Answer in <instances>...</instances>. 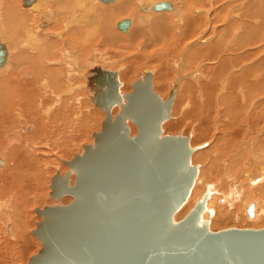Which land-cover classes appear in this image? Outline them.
<instances>
[{"label": "water", "instance_id": "95a60500", "mask_svg": "<svg viewBox=\"0 0 264 264\" xmlns=\"http://www.w3.org/2000/svg\"><path fill=\"white\" fill-rule=\"evenodd\" d=\"M169 8L165 2L152 6ZM127 24L117 28L125 31ZM5 56L0 45V66ZM88 85L103 95L91 100L103 108L101 130L66 162L64 176L52 177L50 198L73 200L36 210L42 220L33 234L40 250L27 264H264V227L210 230V221L202 219L205 212L213 215L206 207L208 188L174 220L198 171L189 137L163 133L174 89L163 100L147 72L122 95L117 73L98 66L89 71ZM129 122L136 127L133 136ZM247 212L251 216L252 205Z\"/></svg>", "mask_w": 264, "mask_h": 264}, {"label": "rangeland", "instance_id": "374dc122", "mask_svg": "<svg viewBox=\"0 0 264 264\" xmlns=\"http://www.w3.org/2000/svg\"><path fill=\"white\" fill-rule=\"evenodd\" d=\"M15 1H16V5H14L15 11H17L18 13L21 12L20 15L21 16L23 15L22 18L23 20L25 19L23 22H27L26 29L28 27V32H30L29 34L31 36H34L36 40H39L40 45L43 44V46L47 48V51L50 52V56H48L47 58L44 57L43 59H41L39 56H37L38 55L37 52L36 53L34 52L36 51V49H38L37 47L39 45L37 44V45H32L30 48H27V50H25V52L22 54V55H27V59L29 60L27 70L31 71L34 69V71L39 72L40 75L38 76L39 82L34 87L37 90L36 97H34L35 93H32L33 91L29 88V91H27V100H29L27 102L28 107L26 108L27 114L22 112L25 118L24 121L27 123V127L29 126V128L31 129L29 131L25 130L24 132H22L20 138L23 137V139H26L24 142H28V145L26 143L24 145L25 146L24 150L27 151L26 153H29V151H33L36 154L35 158L36 159L39 158V160H36L34 163L30 164L31 166L28 167L29 168V170H27L28 175L26 176V178L30 177L31 175L34 177L35 179L34 186L36 187V189L34 188L32 190V189L27 188V182L28 184L31 185L32 181L29 182L28 180L27 181L24 180L25 176H23V179H22V189L21 187L19 188V185L17 188L15 187V189H13V190L20 191V193L26 190L25 195L27 197L24 196L22 197V199L28 200L29 197L32 198L33 195L35 196V194L37 193V188H38V191L42 194L41 196L42 198L37 197L38 202L34 204L32 203L31 205L27 206V213L26 211L24 212L27 214V221H28L27 222L28 227H26L25 235H24L26 241L23 244H20L19 246H14V245L11 246L10 244H8L9 246L6 245V248L5 247L3 248L2 245L0 246V264H27L29 261V258L35 255L40 250L39 240L31 234V232L37 227V223L42 220V217L38 216L35 213V210L37 208L42 209L45 206H51V205L58 204V203L68 204L69 202L72 201V198L68 196L63 197L61 201H57V200L50 198V192H51L50 183H51L52 177L55 176L56 174L64 176L65 172L68 170V166L64 162L71 160L76 154L81 153L84 145L92 144L94 141L93 134L100 132L101 130L102 122L104 120V113L101 110L96 109L94 105L92 104L91 100H92V97L95 95V93L93 92L92 89L89 88V85H88L89 71H91L96 66L101 67L105 71L110 70V71H115L117 73V78L120 83L119 93L122 95L130 93L132 91L133 83L136 80L143 77L146 72H150L152 74L153 90L163 100L167 99L171 93L170 91L174 89L175 94H174V100H173L172 109L170 113V118L164 124H162V129H163L164 134H170V135L180 134L181 136L189 137V143L191 142L190 146L195 147V151L193 152L191 157L195 155H199V157H202V159L199 158V160L194 157L191 159L192 164L197 165L198 172H202V173L204 172L205 174L202 176V179L205 181V185H204V182H202V186H199V190L201 192L200 196H198L199 199L201 195L205 192V189L208 188L209 186H212L215 189L214 192L210 193L209 197H211L212 195L216 196V194L219 196L223 194L230 196L232 192L230 190H227L226 187L234 188L233 185H236L237 187H239L241 192L245 190L243 192V197H244V194H247V191H246L247 190V183H246L247 177H244L242 174L250 173V177H251V175L254 174L253 173L254 170L251 169V171H249L247 169L246 171V168H248L247 166H242L241 170H240V166H229V165L220 166V164L222 163L217 161L216 159L221 155V153L218 152V148H217V145H215V143L221 144L223 146H232L238 143H240L241 145H244L246 142L250 143L251 141L253 142V139L256 141L258 140V138L259 139L264 138V136L262 137L261 134H253V135L246 134L245 135L244 133H242L241 136L240 134H238L240 136L239 137L237 136V134H233L230 128L228 131L232 132L231 135L229 134V132H228L229 134L228 136L226 133H218L217 131L220 132V130H218V123L222 121L221 126L223 127L224 122L227 123L225 121L227 117H224L225 119L219 120V122L217 118H214V119L211 118V120H208L211 123L210 126L208 127L206 125L207 124L205 121L206 119L202 118L201 117L202 113L201 111L199 112V106L201 105V102H197L196 96L194 97L195 92H196V89H194L195 87L192 88L190 86H187L185 87L184 91L181 92V89H180L181 81L186 80V78H185V74L183 76V73H181L182 66L179 68L180 66L179 61L181 60L179 58H182L183 56L185 60L186 58H188L189 53L191 51L196 53L195 48L192 46L201 45L202 42H204L206 38H208L207 42L214 40L213 39L214 36H218L217 38H220L221 26L224 24V22L228 21L232 16L234 17L236 16V14H239L242 11V10L238 11V7L240 8V6L241 7L246 6L247 4V3L245 4L246 0H237L238 4H236V0H216V1L215 0H184V1L183 0L182 1L173 0L172 2L177 5L175 6L177 9H180V7L187 2L186 4L190 11L189 13L186 12L184 16H187V20L189 21L184 25L185 26L184 27V26H181V22L177 20V16L167 13L168 11L165 13H158V14L150 13L151 16L150 14H148L149 18L147 19L148 20L147 23L149 25H150V22H149L150 20H154L156 18L158 19L162 18L163 23H162V26H160L161 29L156 30V32L154 30L152 31V29H150L151 26L146 25L147 23L144 24L145 26H143L142 24H140L141 22H136V19L138 20L139 18H141L142 20L143 18L141 16L143 13H141L138 9L137 16H135L136 18L135 19L132 18L135 20V25L133 26L132 31H130L131 33L130 32L121 33L117 29H114L115 28L114 24L116 21L118 22L122 20V18L123 19L126 17L130 18L131 16H123L121 18L117 17L111 21L112 23L109 24L107 34H111V37L108 38V40H111L113 35L115 36L117 35L116 37L119 40H117V38L114 36L116 40L114 39L111 43H105V46H104V43L100 42V38H98L95 35L94 37L91 36V39L89 40L90 43H88L89 41L87 42V44L90 46L87 45V50L84 51V53L82 54L80 53V51L77 50L78 49L77 47L73 48L75 42L74 43L72 42L73 40L71 39V37L73 38L74 35L71 37L69 36L70 34L75 33L74 29H73L74 31L71 30L73 26L66 27L67 17L68 16L71 17L72 15V14L70 15L69 13L71 12L69 10V7H71L69 6V4L70 5L73 4V2L72 3L70 2L71 0H68V2H70L68 5L66 3L67 2L66 0H65L66 2L65 1L62 2V0H60L59 4L55 3L56 0H46V1L40 0V2H38L39 4L40 3L42 4L45 3V4L43 5L40 4V6L38 4L37 5L40 8H43V10L38 9L40 11H38L34 16L26 15L27 13L24 12V8L26 7L24 5H22L23 8L20 6L21 0H15ZM135 1L134 3L136 5ZM150 1L154 2V1H163V0H150ZM62 3L63 4L65 3L66 6L65 4L63 5ZM94 3L96 4V6L100 5V7L109 6L98 0H94ZM2 5L3 4L1 3L0 6ZM237 5L238 7L236 8ZM76 6L78 7V3H76ZM262 6L264 8V4ZM77 7L75 8L73 6L71 7V9L75 11L76 13ZM1 12H2V7H0V13ZM47 12H49L48 14L49 17L46 14ZM1 18L2 16L0 17V19ZM184 18L186 19V17ZM262 18L264 17L262 16ZM43 19L44 21L46 20L47 23L49 24L47 29L46 28L43 29L44 27H41L40 29V27H38V21L39 20L43 21ZM243 19L244 18L241 17L240 19L236 21L240 22V20H243ZM6 22L9 24V19L5 18V22L3 21V19H1V24H5ZM169 23L170 24L172 23V25H170V27L172 26L170 30H169L170 27L168 26ZM191 23H193L194 25L198 24L199 31L196 30V32L198 33L194 32L195 33L194 34L188 28L187 24L190 25ZM15 25L16 27L18 26V24H15ZM212 27L214 29H212ZM68 28L70 29V31H72L71 33H69ZM92 28H94V26ZM256 28L259 29V26H257ZM66 29H68V31ZM140 30H142L145 33V36H143L144 38H140L138 40L139 42L134 41L132 44L129 43L130 41L129 39L131 38L132 33H140ZM167 32L169 33L167 34ZM12 34H13L12 37L19 38L17 39L18 42L20 39H22V37L18 36L16 33H12ZM56 34L57 36L55 37ZM76 38L78 41H80L78 37ZM146 38H148L149 42H147V40H144ZM195 38L197 39L196 42H195ZM153 39L156 42H154ZM176 40H177L178 45L180 46L179 48L181 49V47H183L182 48L183 53L181 51L179 55H175L173 54L174 51H171L172 50L171 48H173ZM78 41L75 44L83 42V41L82 42H78ZM114 41L116 42L119 41V43H117L116 45L115 44L116 42L114 43ZM143 45H146V46L143 47ZM12 54L14 58H12L9 63L11 67L17 66L19 68L22 63V60H21L22 56H20L21 54L18 55L17 53H12ZM193 56L194 57L193 58L191 57L189 61V64L191 66L195 65V61H194L195 58H198L197 59L198 61L200 60L199 59L200 57H198V55L196 56V54H193ZM71 57H75L77 59L76 61L77 65L75 64L74 66H72L71 64L72 62L68 60ZM148 61H150V63ZM165 67H167V69ZM0 75L2 76L3 73ZM193 78L194 77H190L189 79L191 80V82L194 83L195 78L194 79ZM163 79L165 80V82ZM163 82L165 83V85H167L165 87H167L168 89L164 95L161 94L156 87L157 85H160V83H163ZM186 97H188L189 100L192 99L193 101L185 102L184 100ZM17 101H19V99L14 100L15 104ZM180 101L182 103H180ZM19 103L21 105L20 101L17 102L18 110L22 109ZM185 103L187 105H185ZM252 103H255V102H252ZM210 104L214 105L213 102L212 103L210 102ZM185 106H188V107H185ZM195 107H198V111H196L197 109ZM18 110L15 111L16 112L15 114H20V110L19 111ZM117 112H118V108H114L111 111V115L114 116ZM191 113L192 114L194 113L193 116ZM197 115H200V117H197ZM246 116L247 115L243 116V118H245L244 120H246L247 118ZM262 119L264 121V118ZM14 120L12 124L8 126L10 127L8 129L11 130L9 132L14 131L16 128L17 129L20 128L18 127L19 125L18 121L16 120L14 121ZM178 121L179 122L182 121V124L180 126H175L176 124H178ZM47 124L50 125V127ZM42 125L44 127H41ZM259 126L260 128L263 127L264 122H260ZM47 127L48 129L46 130ZM129 127L131 129V136H133L136 132V127L134 124L130 122H129ZM248 129L249 128H247L246 130ZM234 130H237V128L235 127ZM203 131H208V132H203ZM37 133H39L38 139L32 138ZM44 133L46 137L44 136ZM234 137L235 139L239 137V139L238 138L236 139V141L238 140L237 142L235 141ZM247 138L248 139L251 138V140L250 139L248 140ZM195 139L197 141H195ZM16 140L21 144L22 141L20 142L19 137H16ZM65 144H69V147L67 148V151L65 153H62L63 152L62 149ZM258 147L264 148L263 140L260 144H258ZM7 151L8 149L4 150V153L3 151H0V154L3 156V155H6L7 153H10L9 151L8 152ZM203 152H205L204 156L202 155ZM13 153L15 154L14 156L16 157L15 165L17 166L19 165L16 172L17 174H19L20 172L19 168H21L20 166H22L20 170H21V175H23L22 170L24 167L27 166V162H26L27 160L23 158V155H21L20 152L14 151ZM215 154L218 155L216 158L213 157V155ZM2 156H0V158H4V156L3 157ZM211 156L214 158L215 161H217V164L213 163V167L210 170L207 164L205 165V163H208L209 161H211V159H213ZM10 157L12 158V156ZM237 164L242 165L243 163L241 162ZM5 165L7 166L6 163ZM223 170L227 171L226 173L227 175L235 176L233 177L235 178L234 179L235 184L228 183L226 186H223L222 184L216 185V181H212L211 172L213 171L219 175V173ZM40 171L42 172L41 176H39ZM37 179L41 181L39 182L37 181ZM73 180H74V174H71L70 185L73 184ZM211 181L213 182L212 183L213 185L208 184ZM23 182L25 184L24 187H23ZM8 184H9V181H8ZM260 184H258V186ZM13 197H14V192L11 193V191L8 194L2 195V197H0V227L2 226L1 223L5 221V219L7 218L11 219V217L16 216L17 210H14L16 209L14 207L17 204L15 205V201H18L17 203L21 205V202H22L21 198L19 199V197H17L16 200L13 201ZM252 200H256L258 203L257 218L259 217L260 219L257 220L256 218V220L251 222V220L253 219L246 220L244 219L243 215H240L241 219L239 221L231 216L229 218H226L225 220L222 218V219H218L212 222L211 216H209L208 220L210 221V224H209L210 230L217 231V230H221V229L229 228V227L255 228V229L264 227V216L263 214L260 215L261 208L264 207L262 204V201H264V185H261L259 187V192H257L256 196L252 198ZM207 202H208V199L206 201V204ZM249 204L250 203H248L247 206ZM21 214L23 213H20V215ZM176 216L177 214L175 215L176 219L174 218L175 221L183 218V216L182 217L181 216L176 217ZM26 242L27 244H25Z\"/></svg>", "mask_w": 264, "mask_h": 264}, {"label": "bare ground", "instance_id": "6f19581e", "mask_svg": "<svg viewBox=\"0 0 264 264\" xmlns=\"http://www.w3.org/2000/svg\"><path fill=\"white\" fill-rule=\"evenodd\" d=\"M44 1H46V0H44ZM63 1H65V0H62V2ZM67 1V2H66ZM65 2L67 3V5L71 2H73V4L72 5H70L69 4V6H71V7H77L76 6V3H78V7H77V11H76V13H75V11H73L72 9H71V7H69V6H67V7H69V10L71 11V12H69L70 13V15H71V17H67V21H66V27L68 26V27H72L73 26V28H71V30H75V33L74 34H70L69 36L71 37V36H73V38L71 37V39L73 40L72 42L74 43H76L78 40H77V38L76 37H78V39L80 40V41H78V42H82V43H77V44H75L74 43V46H73V48L74 47H77L78 49V51H80V53L82 54V53H84V51H86L87 50V42L91 39V36L92 37H94V35L95 36H97L98 38H100V42L101 43H104V46H105V43H111L115 38H114V36L115 35H113V37H112V39L111 40H108V38H110L111 37V34H107V31H108V27H109V24L110 23H112L111 21L113 20V19H115V18H117V17H123V16H131L130 18L129 17H126V18H122V20H120V21H116L115 22V24H114V29H117L118 31H120L121 33H129L130 31H132V28H133V26L135 25V16H137V10L139 9V11L141 12V13H143L141 16L143 17L142 18V20H141V18H139L138 20L136 19V22H141L140 24H142L143 26H145L144 24H146L147 23V19L149 18V16H148V14H150V13H154V14H158V13H165V12H167V13H170L171 15H174V16H177V20L179 21V22H181V26H184L189 20H187V16H184V14H186V12H188L189 13V8H188V6H187V2L185 3V4H183L181 7H180V9H177L175 6H177L175 3H173L172 1L173 0H166V1H154V2H152V1H147V0H112V1H110V2H102L101 0H98V1H100V2H102V3H104V4H106V5H109V6H107V7H100V5H97L96 6V4L94 3V0H71L70 2H68V0H66ZM134 1L136 2V5H135V3H134ZM179 1V0H178ZM182 1V0H181ZM184 1V0H183ZM216 1V0H215ZM237 1V0H236ZM38 2H40V0H32L29 4H27V5H25L24 4V0H21V7L23 8V6L22 5H24L26 8H24V12L25 13H27L26 15H29V16H34L38 11H40V10H43V8H40L39 6H40V4H42V3H38ZM161 2H165V3H168L169 5H170V8L169 9H165V10H153L152 9V6L154 5V4H158V3H161ZM175 2V1H174ZM3 4L2 6H0V7H2V12L0 13V17L2 16V18L1 19H3V21L5 22V18H7V19H9V24L6 22L5 24H1V19H0V45L4 48V50H5V52H6V56H5V60L3 61V63H2V65L0 66V74H2L3 73V75L1 76V78H0V151H3V153H4V150H6V149H8V151L10 152V153H7L6 155H3L4 156V158L6 159H4V158H0V167H2V168H0V197H2V195H5V194H8L10 191H11V193L12 192H14V197H13V201H15L16 200V198L17 197H19V199L21 198V200H22V202H21V205H19L17 202L18 201H15V207L14 208H16V209H14V210H17L16 212H17V214H16V216H13V217H11V219H9V218H7V219H5V221H3L1 224H2V226L0 227V246L2 245L3 246V248L5 247L6 248V245L7 246H9L8 244H10L11 246L12 245H14V246H19L20 244H23L26 240H25V237H24V235H25V230H26V227H28L27 226V206H29V205H31L32 203L34 204V203H36V202H38L37 201V197L38 198H42L41 196H42V194L38 191V188H37V193L35 194V196L33 195V197L32 198H28V200H23L22 199V197H24V196H26L25 194H26V190H24V192H22V193H20V191H18V190H13V189H15V187L17 188L18 187V185H19V188L21 187V189H22V179H23V176H25V179L24 180H28L29 182H31L32 181V183H31V185L30 184H28V182H27V188H29V189H36V187L34 186V181H35V179H34V177L31 175L30 177H27L26 178V176L28 175L27 174V170H29V166H31L30 164L31 163H34L36 160H39V158H35V153L33 152V151H29V153H26L27 151L26 150H24V148H25V143L28 145V142H24L26 139H23V137H21L20 138V136H21V133L22 132H24L25 130L26 131H29L31 128H29V126L27 127V123L24 121V115L22 114V112L23 113H26V108L28 107L27 106V102L29 101V100H27V91H29V88L33 91L32 93H35V96L34 97H36V92H37V90H36V88H34L37 84H38V82H39V78H38V76L40 75V73L39 72H37V71H34V69L33 70H31V71H28L27 69H28V59H27V55H22L24 52H25V50H27V48H30L32 45H39L38 47L37 46H35V47H37L38 49H36V51H34L35 53L37 52V56H39L41 59H43L44 57L45 58H47L48 56H50V52L49 51H47V48L45 47V46H43V44L42 45H40V42H39V40H36V38L34 37V36H31L29 33L30 32H28V27H27V29H26V26H27V22H23L24 20H23V18H22V16L20 15L21 14V12L20 13H18L17 11H15V6L14 5H16V1L15 0H0V4ZM55 3H57V4H59L60 3V0H56L55 1ZM114 3V4H113ZM228 3V2H227ZM39 6H38V5ZM43 4H45V3H43ZM42 4V5H43ZM63 4V3H62ZM65 4V3H64ZM63 4V5H64ZM112 6H111V5ZM175 4V5H174ZM218 4V3H217ZM261 4H264V0H252V1H248V3L246 4L247 6H245V7H247V11L245 12V11H243V14L244 15H249L250 14V11L249 10H251L250 8H252L253 6H260ZM94 5H95V7H94ZM197 5V4H196ZM18 6H19V4H18ZM62 6V5H61ZM65 6H66V4H65ZM191 7V6H190ZM212 7H213V5H212ZM245 7H244V10H245ZM20 8V7H19ZM74 8V9H75ZM93 8H95V9H93ZM21 9V8H20ZM38 9H40V10H38ZM93 9V10H92ZM259 9V11H261L260 13H261V15L263 14L264 15V8H263V6H262V9H260V8H258ZM68 10V9H67ZM220 10V9H219ZM256 10V9H255ZM50 12V11H49ZM49 12H47L46 14H47V16L49 17ZM23 13V12H22ZM140 13V14H141ZM24 14V13H23ZM181 14H182V16H181ZM257 14V13H256ZM259 14V13H258ZM257 14V15H258ZM134 15V16H133ZM162 15V14H161ZM237 15V14H236ZM28 16V17H29ZM140 16V15H139ZM150 16H151V14H150ZM215 16V15H214ZM255 16V15H254ZM27 17V16H26ZM59 17V16H58ZM61 17V16H60ZM184 17H186V19L184 18ZM191 17V16H190ZM233 17V16H232ZM252 16L251 15H249L248 17H247V19L248 20H251L250 18H251ZM25 18V17H24ZM132 18H134V19H132ZM152 18V17H151ZM156 18V17H155ZM241 18V17H240ZM45 19V18H44ZM44 19H43V21H41V20H39L38 21V27H40V29H41V27H44L43 29H47L48 28V23H47V21L45 20L44 21ZM66 19V18H65ZM64 19V20H65ZM191 19V18H190ZM244 19H246V18H244ZM243 19V20H244ZM246 19V20H247ZM119 20V19H118ZM141 20V21H140ZM255 20V19H254ZM121 21H126L128 24H127V28H126V30L125 31H121V30H119L118 28H117V24L119 23V22H121ZM253 21V20H252ZM150 22V25L147 23L146 25H149V26H151L150 27V29H152V31L154 30L155 32H156V30H160L161 29V27L160 26H162V18H156V19H154V20H150L149 21ZM171 22V21H170ZM3 23V22H2ZM196 23V22H195ZM198 23V22H197ZM216 23V22H215ZM251 23V22H250ZM253 23H255V22H253ZM253 23H251V24H253ZM15 24H18V26L16 27V25ZM179 24V23H178ZM245 24H246V22H245ZM249 24V22L246 24V25H248ZM58 25V24H57ZM170 25H172V23L170 24H168V26L170 27ZM46 26V27H45ZM56 26V25H55ZM94 26V28H92ZM113 26V25H112ZM180 26V27H181ZM187 26H188V28L191 30V32L192 33H194V32H196V30L197 31H199L198 30V24H193V23H191L190 25L189 24H187ZM252 26V25H251ZM172 27V26H171ZM171 27L169 28V30L171 29ZM185 27V26H184ZM247 27V26H246ZM249 28H250V25L248 26ZM247 27V28H248ZM253 27V26H252ZM251 27V28H252ZM256 27H257V25H256ZM263 27V26H262ZM63 28H64V26H63ZM249 28H248V30H249ZM260 28V27H259ZM20 29V30H19ZM69 29V28H68ZM68 29H66L67 31H68ZM130 29V30H129ZM184 29V28H183ZM212 29H214L213 27H212ZM23 30H24V32H23ZM61 30V29H60ZM63 30V29H62ZM73 30V31H74ZM245 30V29H244ZM21 31V32H20ZM66 31V32H67ZM137 31V30H136ZM183 31V30H182ZM187 31V30H186ZM185 31V32H186ZM252 31V30H251ZM264 31V30H263ZM22 32H23V34H22ZM72 31H70V29H69V33H71ZM160 32V31H159ZM5 33H7V34H5ZM12 33H16L18 36H20V37H22V39H20L19 40V42H18V40L17 39H19L18 37H12ZM131 33V32H130ZM161 33V32H160ZM165 33V32H164ZM169 32H167V34H168ZM172 33V32H171ZM196 33H198V32H196ZM248 33V32H247ZM60 34H61V32H60ZM184 34V33H183ZM195 34V33H194ZM122 35V34H121ZM192 35V34H191ZM197 35V34H196ZM259 35V30H258V28H256V29H254L251 33L249 32V34H247V37H248V39L246 40V41H251V39H252V37H256V36H258ZM53 36V35H52ZM57 36V34L55 35V37ZM117 36V35H116ZM115 36V37H116ZM119 36H120V34H119ZM126 36H127V34H126ZM143 36H145V33L142 31V30H140V33H132V36H131V38L129 39L130 41H129V43H133L134 41L135 42H137L140 38H144ZM199 36V35H198ZM68 37V36H67ZM122 37V36H121ZM192 37V36H191ZM75 38H76V40H75ZM97 38V39H98ZM117 38V37H116ZM149 38H151V37H149ZM152 38H154V37H152ZM197 38V37H196ZM195 38V42H196V39ZM203 38V37H202ZM202 38H201V40H202ZM128 39V38H127ZM126 39V40H127ZM200 39V38H199ZM75 40V41H74ZM103 40V41H102ZM116 40V39H115ZM117 40H119L118 38H117ZM144 40H147V42H149V40H148V38H146V39H144ZM256 40V39H255ZM71 41V40H70ZM96 41V40H95ZM153 41H154V39H153ZM152 41V42H153ZM231 41H232V39H231ZM250 41H249V43H250ZM38 42V43H37ZM116 41H114V43H115ZM139 42V41H138ZM154 42H156V41H154ZM217 42V41H216ZM88 43H90V41L88 42ZM117 43H119V41L118 42H116L115 44L117 45ZM203 43V42H202ZM218 43V45L220 46V42H217ZM96 44V43H95ZM144 44V43H143ZM149 44V43H148ZM153 44H155V43H153ZM196 44V43H195ZM130 45V44H129ZM138 45V44H137ZM190 45V44H189ZM254 45H255V43H254ZM52 46V45H51ZM88 46H90V45H88ZM132 46V45H131ZM146 45H143V47H145ZM199 45H195V46H192V47H194V48H197ZM203 46H204V44H203ZM207 45L205 44V46L204 47H206ZM34 47V48H35ZM72 47V46H71ZM109 47V46H108ZM111 47V46H110ZM142 47V48H143ZM180 46L178 45V43H177V40L175 41V43H174V46H173V48H171L172 50L171 51H174L173 52V54H175V55H179L180 53H181V51H182V48L183 47H181V49L179 48ZM33 48V49H34ZM82 48V49H81ZM201 48H202V46H201ZM217 48V47H216ZM216 48H215V46H211L210 48L208 47L207 49L209 50V51H213L214 49L216 50ZM16 49H17V51H16ZM72 49V48H71ZM84 49V50H83ZM166 49V48H165ZM165 49H164V51H165ZM176 50V51H175ZM202 50V49H201ZM13 51V52H12ZM16 51V52H15ZM71 51V50H70ZM204 51H206V50H204ZM17 53L18 55L19 54H21L20 56H22L21 57V60H22V63H21V65H20V67L18 68L17 66H14V67H11V65H10V60L12 59V58H14V56H13V54L12 53ZM74 52V51H73ZM161 52V51H160ZM166 52H168V51H166ZM165 52V53H166ZM182 53H183V51H182ZM243 53V52H242ZM164 54V53H163ZM171 54V53H170ZM253 54V53H252ZM255 54V53H254ZM258 54V53H257ZM72 56H73V54H72ZM152 56V55H151ZM197 56V55H196ZM67 57H68V55H67ZM161 57V56H160ZM167 57H169V56H167ZM255 57V56H254ZM30 58V57H29ZM155 58V57H154ZM165 58H166V56H165ZM164 58V59H165ZM189 58V57H188ZM212 58V57H211ZM210 58V59H211ZM217 58V57H216ZM247 58H249V57H247ZM179 59H181V58H179ZM251 59V58H250ZM249 59V60H250ZM68 60H70L72 63V66H74L75 64L77 65V63H76V61H77V59L75 58V57H71V58H69ZM151 60V59H150ZM166 60V59H165ZM165 60H164V62H165ZM184 59H181L180 61H179V68L182 66V61H183ZM187 60V59H186ZM241 60V59H240ZM248 60V61H249ZM260 61H257L258 62V65L261 67H263L264 66V59H259ZM167 61H168V59H167ZM222 61H223V59H222ZM245 61V60H244ZM149 63H150V61H148ZM234 62V61H233ZM256 61L254 62V63H257ZM212 63V62H211ZM242 64V63H241ZM13 66V65H12ZM224 66V65H223ZM222 65H221V67H223ZM255 67L257 66V64H255L254 65ZM36 67V66H35ZM225 67V66H224ZM250 68H251V66H249ZM92 68V67H91ZM160 68V67H159ZM166 69H167V67H165ZM212 68V67H211ZM249 68V70H251ZM254 68V67H253ZM37 69V68H36ZM246 69V68H245ZM248 69V68H247ZM263 70H264V68H262ZM262 69H260V70H262ZM20 70H22V71H20ZM209 70V69H208ZM263 70H262V74H263ZM167 71V70H166ZM252 72V71H251ZM147 73V72H146ZM160 73V72H159ZM219 73V72H218ZM246 73V72H245ZM162 74V73H161ZM234 74V73H233ZM251 74V73H250ZM259 74V73H258ZM228 75V74H227ZM239 76V75H238ZM256 76V75H255ZM260 76V75H259ZM263 76V75H262ZM262 76L260 77V78H262ZM29 77H31V78H29ZM41 77V76H40ZM257 77V76H256ZM152 78H153V76H152ZM166 78V77H165ZM164 78V79H165ZM163 79V80H164ZM194 79V78H193ZM249 79V78H248ZM263 80H264V78H262ZM153 80V79H152ZM189 81H190V79H188ZM187 79H186V81H188ZM236 80V79H235ZM261 80V79H260ZM159 81V80H158ZM185 81V80H184ZM200 81V80H199ZM218 81V80H217ZM46 82V81H45ZM164 82H165V80H164ZM160 83V85H157L156 87H157V89L159 90V92L161 93V94H165L166 93V91L168 90L167 89V87H165V86H167V85H165V83ZM172 82V81H171ZM191 82V81H190ZM198 82V81H197ZM246 82H248V81H246ZM199 83V82H198ZM206 83V82H205ZM208 83V82H207ZM249 83V82H248ZM247 83V84H248ZM159 84V83H158ZM168 84V83H167ZM256 84H258V82H256ZM255 84V85H256ZM260 84V83H259ZM41 85V84H40ZM189 85H191V86H194L195 87V85L193 84V83H189ZM200 85V84H199ZM233 85V84H232ZM254 85V84H253ZM254 85V86H255ZM186 86V84H184V87ZM198 86V85H197ZM204 86V85H203ZM223 86H224V84H223ZM233 86H237L235 83H234V85ZM244 86H246V85H244ZM168 87H169V85H168ZM200 87H202V85L200 86ZM240 87V86H239ZM248 87V86H247ZM257 87H258V85H257ZM179 88V87H178ZM180 88H181V86H180ZM193 88V87H192ZM203 88V87H202ZM201 88V89H202ZM232 88H234V87H232ZM231 88V89H232ZM264 88V87H263ZM39 89V88H38ZM182 89H183V87H182ZM195 89V88H194ZM200 89V90H201ZM205 89H207V87L205 86ZM224 88H222V90H223ZM230 89V88H229ZM251 89V88H250ZM256 89V88H255ZM35 90V91H34ZM193 90V89H192ZM221 90V89H220ZM221 90V91H222ZM234 90V89H233ZM240 90V89H239ZM253 90V89H252ZM258 90V89H257ZM202 91V90H201ZM209 90H207L206 92H208ZM219 91V90H218ZM220 91V92H221ZM248 91L249 92H251L249 89H248ZM2 92V93H1ZM93 92L95 93V97L97 98V96L99 95V98H101V96H103L102 94H98V92L96 93L94 90H93ZM132 92V91H131ZM130 92V93H131ZM171 92V91H170ZM191 92V91H190ZM192 92H194V91H192ZM202 92H204V91H202ZM219 92V93H220ZM237 92V91H236ZM253 92V91H252ZM264 92V91H263ZM263 92H260V95H261V93H263ZM177 93V92H176ZM218 93V94H219ZM222 93H223V91H222ZM254 93H256V91H254ZM129 94V93H128ZM184 94H186V93H184ZM197 94H199V93H197ZM205 94V93H204ZM214 94V93H213ZM224 94V93H223ZM222 94V95H223ZM194 95V94H193ZM208 95V94H207ZM263 95V94H262ZM261 95V96H262ZM20 98H19V97ZM94 96L92 97V98H94ZM191 96H192V94H191ZM196 96V93H195V95H194V97ZM208 96H210V95H208ZM223 96H225V97H223ZM223 96H217V97H220V98H222V106L220 107V105H219V103H217V101H214V98H213V95H212V97L211 98H213V103H214V105L213 104H210V103H207V101L209 102V100L206 98V101H204L203 103H201V105L199 106V112L201 111V117L202 118H205L206 120V125L209 127L210 126V121H208V120H211V118L212 119H214V118H217V120H218V122H219V120H222V119H225L224 117H227L226 118V122L227 123H225L224 122V125H223V127L221 126V122L220 123H218V130H220V132L219 131H217L218 133H226L227 134V136L230 134L231 135V133L233 132V134H237V136H239L238 134H240V136H241V132H244V134L246 135V134H249V133H247L248 131H249V129H251L247 124H249V123H252V122H254L255 121V119L254 118H258V119H260L261 117V115H262V113H260V112H262L263 111V113H264V110H262V111H260L259 112V110H260V107L261 106H263V104H261V105H259L260 107H258L259 108V110H258V114H256L255 115V113H254V117H253V119H254V121L253 120H250L249 121V119H250V117L252 116H250V114H251V112L248 114L250 117H248V119H246V120H244L245 118H243L241 115H243L244 113H245V111L244 112H242V113H238L237 112V110H238V105H236V104H234V103H232V100H231V98H230V102L232 103V105H231V107H230V109L228 110H226L225 109V104H224V102H225V98L227 99H229V97H226L227 95H226V93H225V95H223ZM259 96V95H258ZM258 96H257V99H258ZM169 97V96H168ZM193 97V98H194ZM196 97H198V99H200V100H202V97H200L199 95L198 96H196ZM242 97V96H241ZM224 98V99H223ZM260 98V97H259ZM15 99H19V101L21 102V105H20V103H19V105L22 107V109H19L20 110V114H15L16 112L15 111H17L18 110V106H17V102H19V101H17L16 102V104H15V102H14V100ZM43 99V98H42ZM228 99L226 100V101H228ZM243 99V98H242ZM246 99V98H245ZM244 99V100H245ZM173 100H174V98H173ZM195 100V99H194ZM212 100V99H211ZM221 100V99H220ZM243 100V101H244ZM247 100V99H246ZM182 101V100H181ZM180 101V103H182ZM203 101V100H202ZM201 101V102H202ZM240 101H241V99H240ZM249 101H250V99H249ZM259 101V100H258ZM263 102H264V100H262ZM57 102V101H56ZM92 102V101H91ZM185 102H188V101H186L185 100ZM211 102V103H212ZM251 102V101H250ZM30 103H31V101H30ZM242 104L244 103H247V102H241ZM93 105H94V107L96 108V109H99V110H101L103 113H104V111H103V108L102 107H98V106H96L94 103H92ZM210 104V105H209ZM228 104V103H227ZM257 104V103H256ZM185 105H187L186 103H185ZM249 105V104H248ZM251 105V104H250ZM253 105V104H252ZM14 106H15V108H14ZM64 106V105H63ZM182 106V105H181ZM185 107H188V106H185ZM239 107H242L241 105L239 106ZM252 108H254L253 106H251ZM197 110L196 111H198V107H195ZM248 108V107H247ZM250 108V107H249ZM257 108V107H256ZM263 108V107H262ZM114 109V108H113ZM171 109H172V106H171ZM236 109V110H235ZM251 109V108H250ZM255 109V108H254ZM18 110V111H19ZM29 110V109H28ZM34 110V109H33ZM253 110V109H252ZM256 110V109H255ZM254 110V111H255ZM213 111H214V113H213ZM246 111H247V109H246ZM31 112V111H30ZM34 112V111H33ZM58 112V111H57ZM68 112V111H67ZM183 112V111H182ZM256 112V111H255ZM18 113V112H17ZM247 113V112H246ZM27 114V113H26ZM43 114V113H42ZM80 114V113H79ZM192 114V113H191ZM194 114V113H193ZM193 114H192V116H193ZM252 114H253V112H252ZM261 114V115H260ZM23 115V116H22ZM185 115V114H184ZM246 115V114H245ZM260 117H258V116ZM26 116V115H25ZM244 116V115H243ZM256 116V117H255ZM79 117V116H78ZM197 117H200V115H197ZM229 117V118H228ZM241 117V118H240ZM264 117V116H263ZM262 117V118H263ZM16 118V119H15ZM209 118V119H208ZM261 118V119H262ZM16 120V121H18V127H20V128H16L14 131H12V132H9V131H11L10 129H8V128H10V127H8L9 125H11L12 124V122H13V120ZM58 119V118H57ZM241 119V120H240ZM258 119H256L257 121H258ZM260 119V120H261ZM14 120V121H15ZM181 120V119H180ZM262 121V120H261ZM229 122V123H228ZM249 122V123H248ZM16 123V122H15ZM215 123V122H214ZM257 123V122H256ZM260 123V122H259ZM44 124V123H43ZM182 124V121H178V124H176L175 126H180ZM225 124H227V125H225ZM46 125V124H45ZM48 125V124H47ZM52 125V124H51ZM17 126V125H16ZM49 127H50V125H48ZM74 126V125H73ZM82 126V125H81ZM225 126H226V128H225ZM250 126H252L253 128H252V130L253 129H255L254 128V126H255V124H254V126L253 125H251L250 124ZM41 127H44L43 125L41 126ZM233 127H234V129H235V127L237 128V130H234L233 129ZM245 127H247V128H249L248 130H247V132H246V129H245ZM256 127H257V125H256ZM229 128L231 129V131L229 132L228 130H229ZM259 129L258 130H260V131H262V132H264V126L263 127H258ZM48 129V127L46 128V130ZM51 129H53V128H51ZM203 129V128H202ZM257 129V128H256ZM255 129V130H256ZM13 130V129H12ZM19 130V131H18ZM243 130V131H242ZM36 131V130H35ZM44 131H45V129H44ZM58 131V130H57ZM203 132H208V131H203ZM228 132H229V134H228ZM54 133H55V131H54ZM98 133V132H97ZM243 134V135H244ZM39 135V133H37L36 135H34L32 138H36V139H38V136ZM56 135V134H55ZM242 135V136H243ZM253 135V134H252ZM262 135V137L264 136V134H261ZM44 136H45V133H44ZM234 136V135H233ZM239 136V137H240ZM248 136V135H247ZM258 136V135H257ZM16 137H19V139H20V142H21V144L16 140ZM46 137V136H45ZM198 137V136H197ZM197 137H196V139H197ZM204 137V136H203ZM239 137H237L238 139H239ZM26 138V137H25ZM206 138H207V136H206ZM230 138V137H229ZM231 138H233V137H231ZM236 138V139H237ZM246 138V137H245ZM195 139V141H197ZM234 139H235V137H234ZM236 139H235V141H236ZM248 139V138H247ZM250 140H251V138H249ZM248 139V140H249ZM46 140V139H45ZM245 140V139H244ZM262 140H263V142H264V138H261V139H259L258 138V140H254L253 139V142L251 141L250 143L248 142H246L244 145H241L240 143H238V144H235V145H232V146H223V145H221V144H217V143H215V145H217V148H218V152H220L221 153V155L216 159L217 161H219V162H221L222 164H220V166H227V165H229V166H240V170L242 169V166H247L248 168H246V171H247V169L249 170V171H251V169L252 170H254V174L253 175H251V177H250V173L249 174H242L244 177H247L246 178V183H247V194H244V197H243V192L245 191V190H243L242 192L240 191V188L239 187H237L236 185H233V187L234 188H228V187H226V189L227 190H230L231 192H232V194L230 195V196H227L226 194H223V195H217L216 194V196H214V195H212L211 197H209L208 198V202H207V204H206V207L209 209H212L213 210V215L211 216V221L212 222H214V221H216V220H218V219H226V218H229V217H234L235 219H237L238 221L241 219V216L240 215H243V217H244V219H246V220H251V219H253V220H251V222H253L254 220H256V218H257V206H258V203H257V201L256 200H252V198H254L255 196H256V194H257V192H259V187L261 186V185H264V148H261V147H258V144H260L261 142H262ZM238 141V140H237ZM236 141V142H237ZM216 142V141H215ZM32 143V142H31ZM190 144H191V142H190ZM224 144V143H223ZM20 146V147H19ZM69 147V144H65L64 145V147H63V149H62V153H65L66 151H67V148ZM200 149V148H199ZM198 149V150H199ZM213 149V148H212ZM222 149V150H221ZM7 151V152H8ZM14 151H17V152H20L21 153V155H23V158H25L27 161V166L26 167H24L23 168V170H22V173H23V175H21V168H22V166H20L21 168H19V174H17V172H16V170L18 169V167H19V165L17 166V165H15L16 164V162H15V160H16V157L14 156L15 154L13 153ZM195 151V150H194ZM193 154V153H192ZM204 154H205V152H203L202 153V155L204 156ZM12 156V158L10 157V156ZM0 156H2L1 154H0ZM2 156V157H3ZM218 155L217 154H215V155H213V157L214 158H216ZM256 156H257V158H256ZM194 158H196V159H198L199 160V158L200 159H202V157H199V155H195V156H193ZM193 157H191V159L193 158ZM212 157V156H211ZM212 157V158H213ZM204 158V157H203ZM214 158L213 159H211V161H209L208 163L210 164H208V163H205V165L207 164V166H208V168L211 170V168L213 167V163L214 164H217V161H215L214 160ZM3 159V160H2ZM19 159V158H18ZM17 159V160H18ZM24 160V159H23ZM205 161V160H204ZM203 161V162H204ZM15 162V163H14ZM25 162V163H26ZM66 162L67 161H65L64 163L66 164ZM207 162V161H206ZM243 163L242 165L241 164H237V163ZM5 163L7 164V166L5 165ZM201 164V163H200ZM26 165V164H25ZM67 165V164H66ZM209 170V171H210ZM239 170V171H240ZM201 171V170H200ZM209 171H207V172H209ZM40 173V175L39 176H41V174H42V172L40 171L39 172ZM199 173V174H198ZM212 173V181H216V185L217 184H222L223 186H226L228 183H232V184H235L234 183V179L235 178H233V177H235L234 175H227L226 173H227V171L226 170H223V171H221L220 173H219V175L217 174V173H215V172H211ZM203 175H205L204 174V172L202 173V172H198L197 171V176H196V179H195V183H194V186H193V188H192V190H191V193H190V196H189V198H188V201H187V203L183 206V208L179 211V213H177V216L176 217H182L185 213H187V211H189V209H191V207L195 204V202L199 199V197L198 196H200V190H199V186H202V182H204V185H205V181L202 179V176ZM22 176V177H21ZM38 176V177H39ZM38 179H40V178H38ZM37 179V181H39ZM74 179H75V176H74ZM8 181H9V184H8ZM10 181H11V183H10ZM41 181V180H40ZM39 181V182H40ZM210 182V183H208V184H212L213 182ZM13 182V183H12ZM73 182H74V180H73ZM261 183V184H260ZM14 184V185H13ZM36 184H38V183H36ZM69 184H70V181H69ZM258 184H260L259 186H258ZM13 185V186H12ZM73 185V184H72ZM72 185H70V186H72ZM213 185V184H212ZM215 185V184H214ZM25 186V184H24V182H23V187ZM255 186V187H254ZM258 186V187H257ZM51 189V188H50ZM208 190L210 191V193L211 192H214V187H212V186H209L208 187ZM2 193H4V194H2ZM256 193V194H255ZM221 196H223V197H221ZM27 197V196H26ZM66 197V196H65ZM68 197H71V196H68ZM198 197V198H197ZM72 198V200H73V197H71ZM41 201H42V199H41ZM252 202V203H251ZM23 203V204H22ZM70 203V202H69ZM248 203H250L248 206H247V204ZM262 204H263V206H264V201H262ZM36 205V204H35ZM250 205H252V213H251V216H249V214H248V212H247V209H248V207L250 206ZM247 206V207H246ZM242 207H243V209H242ZM37 209H39V208H37ZM36 209V210H37ZM36 210H35V213L37 214V212H36ZM26 211V213H24ZM229 211V212H228ZM239 212H241V213H239ZM20 213H23V214H21L20 215ZM245 214H246V216H245ZM263 214V216H264V207H262L261 208V212H260V215H262ZM38 215V214H37ZM39 216V215H38ZM210 215L207 213V212H205L203 215H202V219H204V220H206V219H208V217H209ZM216 216V217H215ZM5 217H7V216H5ZM41 217V216H40ZM215 217V218H214ZM242 217V218H243ZM175 218V217H174ZM176 219V218H175ZM258 219H260L259 217L257 218V220ZM40 222V221H39ZM247 222V221H246ZM38 224V223H37ZM37 228V227H36ZM35 228V229H36ZM34 229V230H35ZM33 230V231H34ZM33 231L31 232V234L34 236V234H33ZM34 237H36V236H34ZM37 238V237H36ZM38 239V238H37ZM25 244H27V242L25 243ZM9 254V253H8ZM8 260V259H7Z\"/></svg>", "mask_w": 264, "mask_h": 264}, {"label": "crops", "instance_id": "0c3cea01", "mask_svg": "<svg viewBox=\"0 0 264 264\" xmlns=\"http://www.w3.org/2000/svg\"><path fill=\"white\" fill-rule=\"evenodd\" d=\"M248 1H252V0H246L245 4L248 3ZM236 4H238L237 1H236ZM262 5L263 4H261L260 6H256V7L253 6L252 8H250L251 10H249L250 11L249 15L252 16L250 18L251 20H248L249 18L247 19V17L249 15L243 14V11H245V12L247 11V7L244 6L245 10H243L244 7L240 6V8H239L237 5L236 8L238 7V11L239 10H242V11L239 14H237L236 16L231 17L228 21L224 22V24L220 28V33H221L220 38H217L218 36H214L213 37L214 40H211L209 42H207L208 38H206L205 41L201 45H199L197 48H195L196 53L191 51L189 53V56H188L189 58H186L187 60L185 59L182 61L183 64L181 67V73H183V76L185 74V78L187 80L190 77L195 78L194 83L190 82L191 80L190 81L189 80L188 81L182 80L181 84H180L181 92H183L185 87H187V86L194 87V86L189 85V83H193L195 85V89H196V92H195L196 96L199 95L200 97H202V100H203L202 101V100L198 99V97H196L197 102L202 101L201 103H203L204 101H206V98H207L208 100L210 99L209 102L207 101V103H210L213 101V98H214V101H217V103H219L220 107L222 106V98H220V97L225 95V93H226V95H227L226 97H229V99L227 98L228 101H226L227 99L225 98V102H224V104H225L224 106H225L226 110L227 109L229 110L232 103H234V104L238 105V110H237L238 113H242L245 111V113L243 115H245V114L247 115L246 119H248V117H250L251 115L252 116L250 117L249 121L250 120L254 121V119H255L254 122H252V123L248 122L249 124H247L251 128V129H249L248 132L246 130V132L249 134H264V132L258 130L259 129L258 127H260L259 122H264L263 119H261L264 116V113L262 111V110H264V102L262 101V100H264V92H263L264 91V88H263L264 87V80L262 79V78H264V70L262 69V68H264V66L260 67L258 65V62H257V61H260L259 59H262V58L264 59V31H263L264 30V20H263L264 18H262V16L264 17V15L263 14L261 15V13H260L261 11H259V9H257V7L262 9ZM256 13L257 14L259 13V14L257 15ZM237 16L242 17V18H246L247 20L244 19V20H240V22H238L236 20H238L240 18H238ZM245 22H246V24L249 22V24L246 25ZM250 22L251 23L255 22V23L251 24ZM249 25H250V28L248 27ZM256 25L260 27L258 29L259 35L256 37H252L251 41L249 40L250 41V43H249V41H246L248 39L247 34H249V32L251 33L254 29H256ZM246 26L249 28V30ZM231 39H232V41H231ZM216 41L220 42V46L218 45V43ZM254 43H255V45H254ZM203 44H204V46H205V44L207 46L204 47ZM201 46H202V48H201ZM211 46H215V48L217 47L216 50L214 49L212 52L209 51L207 48L211 47ZM204 50H206V51H204ZM193 54L198 55V57H200L199 58L200 60L198 61L197 60L198 58H195L194 59L195 65L191 66L189 64V61H190L191 57L192 58L194 57ZM247 57H249V58H247ZM181 59H184V57L182 56ZM222 59H223V61H222ZM255 61L257 63H254ZM255 64H257L256 67L254 66ZM221 65L222 66L224 65L225 67L224 66L221 67ZM249 66H251V68ZM249 68L251 70H249ZM260 69L263 70V74H262V70H260ZM261 76H262V78H260ZM246 81H248L249 83ZM256 82H258V84H256ZM234 83L237 86H233ZM184 84H186L185 87H184ZM223 84H224V86H223ZM253 84L254 85L256 84V85L254 86ZM201 85L203 88L200 87ZM244 85H246V86H244ZM257 85H258V87H257ZM205 86L207 87V89H205ZM182 87H183V89H182ZM232 87H234V88H232ZM222 88H224V89L222 90ZM200 89L204 92H202ZM220 89L223 91L224 94L222 93V91ZM248 89L251 92H249ZM207 90H209V91L206 92ZM254 91H256V93H254ZM260 92H263V93H261V95L263 94L262 96L260 95ZM197 93H199V94H197ZM207 94L210 96H208ZM212 95H213V98H211ZM218 95L220 97H217ZM257 96H258V99H257ZM223 97H225V96H223ZM230 98L232 100V103L230 102L231 101ZM240 99H241V101H240ZM249 99L251 102L249 101ZM185 100L188 102L193 101L192 99L189 100L188 97H186ZM243 100L247 103L242 104L241 102H244ZM252 102H255V103H252ZM261 104H263V106L260 107L259 105H261ZM240 105L242 107H239ZM251 106H253L256 110L254 108H252ZM258 107H260V110ZM246 109H247V111H246ZM258 110H259V112L262 111V112H260V113H262V115L260 114L261 118L258 116L259 115ZM251 111L253 112V114ZM250 112H251V114L249 116L248 114ZM254 113H255V115L258 114L257 116L262 121L260 119H258L256 116H255L256 118L253 119ZM256 119H258V121ZM250 124L253 126L255 124L254 128L255 129L257 128V129L252 130L253 127H251ZM256 125H257V127H256ZM246 128L247 127H245V129ZM241 133H244V132H241Z\"/></svg>", "mask_w": 264, "mask_h": 264}]
</instances>
